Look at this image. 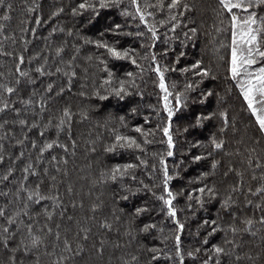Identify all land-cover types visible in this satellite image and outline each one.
<instances>
[{
	"label": "trees",
	"instance_id": "1",
	"mask_svg": "<svg viewBox=\"0 0 264 264\" xmlns=\"http://www.w3.org/2000/svg\"><path fill=\"white\" fill-rule=\"evenodd\" d=\"M171 2L0 4V107L9 105L0 112V264H264V192H257L264 188V131L231 78L232 13L219 0H179L169 8ZM251 11L255 27L262 26L264 6L233 9L241 19ZM261 66L257 58L248 71ZM41 67L44 75L36 71ZM157 67L171 93V120ZM169 124L171 149L163 132ZM29 165L36 175L23 171ZM165 166L174 217L160 199L169 198ZM37 184L54 199L29 200ZM213 227L218 230L209 236ZM82 229H90L87 240ZM33 236L42 240L38 248L31 247ZM65 239L78 255L64 250ZM214 245L229 255L216 257Z\"/></svg>",
	"mask_w": 264,
	"mask_h": 264
},
{
	"label": "snow or ice",
	"instance_id": "2",
	"mask_svg": "<svg viewBox=\"0 0 264 264\" xmlns=\"http://www.w3.org/2000/svg\"><path fill=\"white\" fill-rule=\"evenodd\" d=\"M4 0H0V4H3ZM133 3H137V0H133ZM179 3V0H172V2L168 5L169 8H175L177 6V4ZM219 3L221 5V7L229 12L232 13L231 16V26H232V46H231V61H230V72H231V78L233 80H238V84L240 87V90L244 96V99L247 101L248 103V108L252 111V113L256 116V120L257 123L259 125V128L261 131H264V66L259 67L258 69H256L254 72H249L248 69L251 68L253 65H255L257 63V58H260L262 60H264V50H262V45H264V17H259V20L261 21V25L260 27H255V25H257L258 22V17H257V13L255 11H251L248 12V16L246 19H241L239 16H237L234 12L233 9H243L244 11H248L249 9H252L254 7H258V6H264V0H219ZM101 7H106L107 5L104 3H101L100 5ZM161 6H163L161 4ZM79 7L81 9H84L86 7H94L93 5H89L86 3H81L79 5ZM185 7L187 8V5H185ZM62 11V10H61ZM137 11H140L139 5L137 4ZM55 15V13H54ZM141 20H144V15L143 13H141L140 16ZM5 19H7V17H5ZM173 19H175V17H173ZM37 23H39V21H37ZM119 27V26H117ZM192 32H195V29H192ZM153 36H155V31L153 29ZM104 47H107V45H103ZM110 53L113 56L116 57H120L121 53L118 52L115 48H111L109 49ZM124 55H127V53L125 52ZM23 56L20 57V62L23 63ZM135 62V61H133ZM198 67L197 65H193V68ZM17 71H19V68H17ZM36 71L38 73H40L41 75H44V70L43 68H37ZM57 72L60 71L59 68L56 69ZM156 71L160 74V87L161 89H163L166 93L165 95V108L168 111V116H169V120H171V117L173 116V111L172 109L168 106L167 100H168V96L171 95V93L167 92V88L164 84V79H163V73L160 72L159 67L156 68ZM49 75H52L53 73H48ZM204 75H207L206 72L203 73ZM21 75H27V73H21ZM67 75V74H65ZM74 75V73H73ZM242 76H246V79H238ZM69 85H70V80H69ZM189 87H191L189 85ZM47 90L49 92H51L53 90V85L49 84ZM5 91H7L8 93H13L15 90L11 87H7L5 88ZM64 89L61 88V92H63ZM121 91H123V89H121ZM117 95H120V92L116 93ZM176 101L179 104L180 103V96L177 95L176 96ZM26 103H30V101H27ZM260 104L261 107H257L256 105ZM9 108V105L7 103H4L2 107H0V112L5 111L6 109ZM15 110V109H14ZM64 116L65 117H69L71 116V113L69 112L68 109L64 110ZM65 120H61L60 121V125H64L65 124ZM27 122L25 120H21L20 124L24 125ZM0 127H2V125H0ZM33 127H36V125H33ZM137 132H141L140 128L136 129ZM163 132L165 134V136L168 137V147L169 149H171L174 145H173V141H172V136L170 134V124L169 127H165L163 129ZM41 136L44 135L43 132L40 133ZM117 142L120 141H124L126 140L128 142V146L131 147L133 144H136L135 140L128 138V137H120L117 136L116 137ZM215 143V142H214ZM56 144V141H53L51 143H47L45 144L44 148L41 149V152L45 151V150H49L52 149L53 146ZM33 147H35V143H33ZM60 147H64L63 145H60ZM136 147H139L138 144H136ZM222 147V143H215V148L220 149ZM113 149H109V151H112ZM21 155H23V153H21ZM168 156H172L173 152L171 150L168 151L167 153ZM201 157H196L197 160H199ZM4 157L2 155H0V161H3ZM56 158L53 157V160H55ZM161 164L163 165L164 162L163 160H161ZM127 167H132V165H127L125 166ZM213 167H215V165H213ZM32 169V166L29 165L28 167L24 168L23 171L27 174L30 173L31 175H36V173L34 171H30ZM115 171H120L119 168L115 169ZM123 174V173H121ZM28 177L27 175L24 177V179L26 180ZM113 179H115V175H113L112 177ZM4 180L8 179V176H5L3 178ZM53 180H55V177L52 178ZM172 177H170L168 175V170L167 167H164V185H165V191H167V195H168V199H164V197H160V199L164 200V203L168 206V210H169V215L170 216H175L176 211L175 209L172 207V201L173 199H175V197L173 196V194L171 193V191H168L167 189V185L169 180H171ZM25 191H27V189H24ZM69 191H71V189H69ZM201 192L204 191V189H200ZM209 191H211L209 189ZM257 192H264V188H258ZM6 195V194H5ZM33 197H36V202L39 203L40 200H45V199H54L53 197H46L40 194L39 192V184L36 185L35 190L28 192V199L32 200ZM126 199V197H125ZM225 206H227V201L225 202ZM137 214H139L142 211H145V209H137ZM5 212L2 208H0V217L4 216ZM49 218H51V213L48 214ZM61 215H63V213H61ZM69 219H71V217H69ZM8 224H12L14 223V221L12 219H9ZM261 224H264V216H262L260 218L259 221ZM177 223L179 224V222L177 221ZM208 221H205V224H207ZM212 224H215V221H212ZM246 224L251 226L253 224L252 220H247ZM59 227V226H57ZM102 227H110L107 224L102 225ZM148 227H154V225L152 226H145V231L148 229ZM184 225L183 224H179V229H183ZM218 229L216 227L212 228V231L209 233V236L213 235ZM248 229H245V231H247ZM28 231L29 233H31L32 229L31 226H28ZM48 233L51 234L52 233V229L49 228ZM90 231V229H82L83 232V239L87 240L88 239V232ZM231 231L233 233H235L237 231V229L232 228ZM4 233H8L9 229L7 227H5L3 229ZM56 238L57 240H59L60 236L59 233L57 232L56 234ZM78 236L80 235L79 233L77 234ZM179 236L176 237L177 243L179 244ZM8 240L7 238H5L4 240V244L5 247L7 246ZM42 243V240L39 236H33L31 239V247L32 248H38V246ZM204 243L207 244L208 240L205 239ZM227 243L231 244L230 241H228ZM64 250L66 252H73L71 243L65 239L64 241ZM97 251H102V247L101 249H98ZM155 251V250H153ZM197 251H199V249H197ZM212 252L215 254L216 257H220L221 255H229V253H227L225 251L224 247L221 246H216L214 245L212 248ZM78 252H73V255H78ZM177 255H179V252H177ZM189 255L191 256L192 253H189ZM155 258V257H154ZM64 259H66L65 257H61V261H63ZM133 259H135V257H133ZM209 259H211V257H209ZM241 259V257L236 256L235 260L239 261ZM249 260L252 259V257H248ZM181 261H183V257L181 256ZM58 264H60V262H58ZM205 264H208V261H205ZM217 264H219V261H217Z\"/></svg>",
	"mask_w": 264,
	"mask_h": 264
},
{
	"label": "rangeland",
	"instance_id": "3",
	"mask_svg": "<svg viewBox=\"0 0 264 264\" xmlns=\"http://www.w3.org/2000/svg\"><path fill=\"white\" fill-rule=\"evenodd\" d=\"M259 108V107H258Z\"/></svg>",
	"mask_w": 264,
	"mask_h": 264
}]
</instances>
